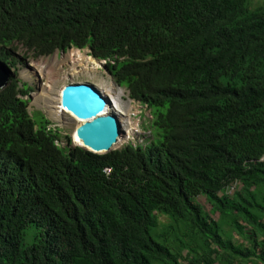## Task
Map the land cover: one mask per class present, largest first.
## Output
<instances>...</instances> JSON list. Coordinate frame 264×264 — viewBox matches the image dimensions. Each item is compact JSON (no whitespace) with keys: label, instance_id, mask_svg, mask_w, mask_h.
<instances>
[{"label":"trees","instance_id":"trees-1","mask_svg":"<svg viewBox=\"0 0 264 264\" xmlns=\"http://www.w3.org/2000/svg\"><path fill=\"white\" fill-rule=\"evenodd\" d=\"M71 47L149 110L143 140L94 153L29 113L17 64ZM0 60L13 69L0 89V264H264V3L0 0ZM199 196L247 224L252 249L224 239ZM161 214L193 240L155 239Z\"/></svg>","mask_w":264,"mask_h":264},{"label":"rangeland","instance_id":"rangeland-1","mask_svg":"<svg viewBox=\"0 0 264 264\" xmlns=\"http://www.w3.org/2000/svg\"><path fill=\"white\" fill-rule=\"evenodd\" d=\"M263 3L264 0H250L251 7ZM88 51V48L71 47L65 51L55 50L52 54L46 56L34 57L30 52L26 53L24 62L16 66V74L22 82H26L32 88L31 96L27 97L29 113L32 115L39 111L48 118L51 121V125L59 130L60 143L65 144V136L68 135L71 138L74 122L67 114H59L58 117L53 115V108L57 106V90L69 82L87 81L93 85L96 84L95 86L103 91L109 100L115 99V102L123 110L121 116L117 115L123 131L118 137L115 148H119L128 142L135 143L143 140L148 134L149 110L138 101L131 99L128 96V91L124 87H119L113 81L111 75L104 67L105 61L93 58L88 54ZM24 52L25 50L20 49V47L17 49V53L20 56L25 55ZM198 201L206 211L211 210V206L204 196H199ZM213 216L218 217L214 211L211 213V217ZM217 222L223 227L221 234L224 239H230L235 246L244 248L242 244L233 240V232H238L239 230L244 232L243 229H238L231 218H220ZM163 231L168 237L169 244L175 247L178 246V239L188 240L189 242L193 240L183 236L186 232L185 223L174 221L170 215H159V225L157 229L152 230V235L158 241L163 242L162 238H158L155 234ZM238 237L241 238L240 236ZM203 239H199L201 246H203ZM259 239L260 236L257 237V240ZM248 241L252 244L249 239ZM225 251H227L229 257L235 255L230 247H227ZM184 252L186 250H182V254ZM178 261L180 264H188L186 259L179 258ZM153 264L165 263L153 261Z\"/></svg>","mask_w":264,"mask_h":264},{"label":"water","instance_id":"water-1","mask_svg":"<svg viewBox=\"0 0 264 264\" xmlns=\"http://www.w3.org/2000/svg\"><path fill=\"white\" fill-rule=\"evenodd\" d=\"M10 73L13 69L0 60V89L7 84ZM108 102L109 98L90 82L73 81L62 85L59 105L79 119L74 131L81 144H74L94 153L116 149L114 145L123 129L116 112H103Z\"/></svg>","mask_w":264,"mask_h":264},{"label":"bare ground","instance_id":"bare-ground-1","mask_svg":"<svg viewBox=\"0 0 264 264\" xmlns=\"http://www.w3.org/2000/svg\"><path fill=\"white\" fill-rule=\"evenodd\" d=\"M96 85V84H95ZM105 90V89H104ZM103 94H105L103 91H102ZM57 106H54L53 108V115L57 116L60 114H63V115H69L70 118H72V121L74 122V126L72 128V132H71V136H72V140L74 143L76 144H81V141L77 138L76 134H75V126L78 124V121L79 119H77L76 117H73L72 115H70V113L68 112H65L61 109V106L59 105V100H60V89L58 88L57 90ZM110 111H113V112H116L118 116H121L123 114V110L119 107L118 103L115 102V99H111L110 102L106 103L105 104V107L103 109V112H110ZM72 116V117H71ZM69 118V119H70ZM117 145V143L114 145V147Z\"/></svg>","mask_w":264,"mask_h":264},{"label":"crops","instance_id":"crops-1","mask_svg":"<svg viewBox=\"0 0 264 264\" xmlns=\"http://www.w3.org/2000/svg\"><path fill=\"white\" fill-rule=\"evenodd\" d=\"M238 236H240L241 238H239ZM248 239H250V234H249V229H247V227L245 228L244 232L242 231H238V232H233V240L238 242L239 244H242L244 246V248L242 249H248L250 248V246H252V244L248 241ZM262 239V237H260V240ZM260 245L262 247H264V243H262L260 241ZM230 260H234L232 257L230 258ZM237 261L236 264H260V262L256 261L255 257L250 255L249 257H244L243 259H235Z\"/></svg>","mask_w":264,"mask_h":264},{"label":"clouds","instance_id":"clouds-1","mask_svg":"<svg viewBox=\"0 0 264 264\" xmlns=\"http://www.w3.org/2000/svg\"><path fill=\"white\" fill-rule=\"evenodd\" d=\"M99 61H101V60H99ZM104 61V60H103ZM105 63V62H104ZM105 67V66H104ZM30 94V93H29ZM71 138H72V136H71ZM70 138V143H71V145L72 146H78V145H76V144H74L73 143V140ZM81 147V146H80ZM264 153V152H263ZM263 153L260 155V157L263 155ZM260 157H259V161H261L260 160ZM261 162H264V161H261ZM107 168V167H106ZM110 169V168H109ZM105 171V170H104ZM109 172H110V170H109ZM108 172V173H109ZM105 173H107L106 171H105ZM235 181H238V185L236 186V188H240V186H241V183L239 182V180H237V179H234L231 183H229L228 185H226L223 189H222V191H219V195H221V194H223V195H226V196H231L233 193H234V189L233 190H231V191H227V189H228V187L233 183V182H235ZM237 190V189H236ZM208 202V201H207ZM210 205V204H209ZM211 206V205H210ZM204 209V208H203ZM205 210V209H204ZM211 210H212V208H211ZM211 210H209V211H206L208 214H209V217L210 218H212L213 220H215V221H218V219H219V213L217 212V211H214V212H216L217 213V216L218 217H211V213H213ZM213 215V214H212ZM264 219V218H263ZM243 225H244V227L246 228L247 227V229H249L250 230V228H249V226L247 225V224H245V223H242ZM223 228V227H222ZM221 228V229H222ZM250 234V233H249ZM257 237H259V235L257 236ZM257 237H256V239H257ZM261 237V236H260ZM250 240V239H249ZM251 241V240H250ZM258 242H260V239L259 240H257ZM252 242V241H251ZM259 246L260 247H262L261 245H260V243H259ZM251 249H252V246H251ZM244 250V249H243ZM259 251V249H257V251H256V253H259L258 252ZM186 252H184L182 255L185 257L186 255ZM250 255H252V256H254L255 257V259H256V261H258V257L256 256V255H254V254H250ZM249 255V256H250ZM249 256H247V257H249ZM242 256H238L237 258H239V259H243V258H241ZM259 262V261H258ZM260 264H262L261 262H260Z\"/></svg>","mask_w":264,"mask_h":264},{"label":"built area","instance_id":"built-area-1","mask_svg":"<svg viewBox=\"0 0 264 264\" xmlns=\"http://www.w3.org/2000/svg\"><path fill=\"white\" fill-rule=\"evenodd\" d=\"M260 160H261V161H264V153H263V155L260 157ZM104 170L108 173L110 169H109V168H105ZM237 185H238V181L233 182V183L228 187L227 191H231V190H233L234 188H236Z\"/></svg>","mask_w":264,"mask_h":264}]
</instances>
